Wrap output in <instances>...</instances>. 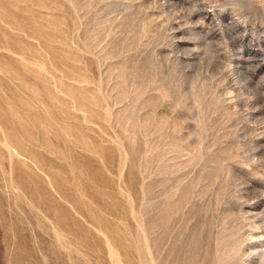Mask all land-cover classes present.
<instances>
[{
	"label": "rangeland",
	"instance_id": "374dc122",
	"mask_svg": "<svg viewBox=\"0 0 264 264\" xmlns=\"http://www.w3.org/2000/svg\"><path fill=\"white\" fill-rule=\"evenodd\" d=\"M0 264H264V0H0Z\"/></svg>",
	"mask_w": 264,
	"mask_h": 264
}]
</instances>
